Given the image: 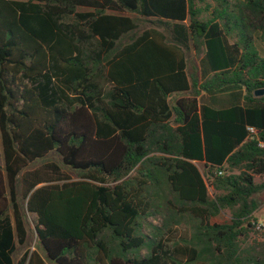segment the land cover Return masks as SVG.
Listing matches in <instances>:
<instances>
[{
    "label": "trees",
    "instance_id": "16d2710c",
    "mask_svg": "<svg viewBox=\"0 0 264 264\" xmlns=\"http://www.w3.org/2000/svg\"><path fill=\"white\" fill-rule=\"evenodd\" d=\"M201 1L0 0V264L27 245L25 212L38 248L17 264H264V0L208 17ZM122 13L151 26L135 35ZM51 152L60 165L31 167ZM160 204L193 221L188 238L142 233Z\"/></svg>",
    "mask_w": 264,
    "mask_h": 264
},
{
    "label": "rangeland",
    "instance_id": "374dc122",
    "mask_svg": "<svg viewBox=\"0 0 264 264\" xmlns=\"http://www.w3.org/2000/svg\"><path fill=\"white\" fill-rule=\"evenodd\" d=\"M233 2V0H230ZM217 5V1L216 0H202L201 3H198V7L201 8V10L203 11V15L205 17H208L210 15V13L212 12L213 8ZM89 10L88 8H82V7H78L75 12L77 13H82ZM122 15L131 17L136 19L137 21V25H138V29L136 30V34L141 33L144 29H147L148 27L151 26L149 21H143L142 18H140L139 16L135 15V14H130V13H122ZM75 20V18L73 16L71 17H67L65 18L66 22H73ZM160 30H163L162 28ZM168 39H169V33L165 32ZM130 37V36H129ZM128 41V37L124 38L121 40V42L119 43V46L124 45L126 42ZM256 47L257 50L259 51V54L264 57V43H261L259 41H256ZM203 47L201 46L199 48L198 51H195L194 49L190 48L187 52H186V57H187V69H188V74L190 78H194L197 80L198 85L201 84V81L199 80V73H198V62L199 59L201 58L202 54H203ZM199 89V86H197V90ZM187 93L184 94H180L175 98L178 97H183V96H187ZM205 97V95L203 94V92L200 91L199 93V98H203ZM55 162L57 164H61L60 158L58 157V155L55 152H51L45 159L43 160H39L35 163H33L31 165V167H35L38 166L42 163L45 162ZM3 156L1 153V148H0V167L3 166ZM197 168L199 169V171L205 176L206 174V169L204 168L202 163H196ZM64 170H66L63 167ZM67 173H69L71 175V177L73 179H76V173H70L68 170H66ZM206 178V176H205ZM255 181L257 183H264V177L259 178L256 177ZM209 194H212V189L211 187H209ZM259 200H260V207L254 212L253 214V218L255 219V222H259V223H263L264 224V192L261 193L259 195ZM158 199H156L157 201ZM158 202V201H157ZM160 203V202H159ZM157 204V203H156ZM158 207H156L151 213H149L142 222V227H141V231L143 234L145 235H151L153 232H159L160 234L163 235V238H175L176 240L180 239V238H188L190 236V234L192 233V226L191 224L193 223V221L189 218V217H178L175 216L174 214H172L171 212H169L166 207L165 204L164 205H156ZM25 220L27 223V229H28V240H27V245L24 247H19L17 246L16 248V252L14 255V263L17 264V262L19 261L20 257L22 256V254L25 252V250H30L33 251L36 248H38V241L37 238L35 236L34 233V217L29 215L27 212H25ZM230 221V217H229V213L227 211H222L220 214H218L216 217H213L211 219V223H217V224H221V223H227ZM256 232H258L255 237L260 238L262 235H264V229L261 230H256L254 229ZM147 250L143 249L139 252V255L144 256L146 255Z\"/></svg>",
    "mask_w": 264,
    "mask_h": 264
},
{
    "label": "built area",
    "instance_id": "2783aa9c",
    "mask_svg": "<svg viewBox=\"0 0 264 264\" xmlns=\"http://www.w3.org/2000/svg\"><path fill=\"white\" fill-rule=\"evenodd\" d=\"M246 130H247V133H248V138L250 140H258V130L257 129H255L254 127L248 126L246 128ZM258 146L259 147H263L264 145L259 142ZM219 174H220V172H219ZM253 226H254V229H256V230L264 229V224L263 223L253 222Z\"/></svg>",
    "mask_w": 264,
    "mask_h": 264
},
{
    "label": "water",
    "instance_id": "95a60500",
    "mask_svg": "<svg viewBox=\"0 0 264 264\" xmlns=\"http://www.w3.org/2000/svg\"><path fill=\"white\" fill-rule=\"evenodd\" d=\"M255 97H260L264 95V89L256 90L254 92Z\"/></svg>",
    "mask_w": 264,
    "mask_h": 264
},
{
    "label": "crops",
    "instance_id": "0c3cea01",
    "mask_svg": "<svg viewBox=\"0 0 264 264\" xmlns=\"http://www.w3.org/2000/svg\"><path fill=\"white\" fill-rule=\"evenodd\" d=\"M80 7H82V8H88L89 10H87V11H85V12H82V13H86V12H91V11H93V9H91V8H89V7H87V6H80ZM78 8V7H77ZM76 8V9H77ZM78 13V12H77ZM80 14V13H79ZM120 15H122V14H120ZM125 16V15H124ZM198 70H199V63H198ZM199 72V71H198ZM200 77V76H199Z\"/></svg>",
    "mask_w": 264,
    "mask_h": 264
}]
</instances>
